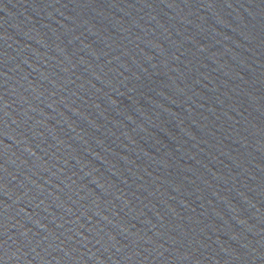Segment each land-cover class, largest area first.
<instances>
[{
  "label": "water",
  "instance_id": "95a60500",
  "mask_svg": "<svg viewBox=\"0 0 264 264\" xmlns=\"http://www.w3.org/2000/svg\"><path fill=\"white\" fill-rule=\"evenodd\" d=\"M0 264H264V0H0Z\"/></svg>",
  "mask_w": 264,
  "mask_h": 264
}]
</instances>
